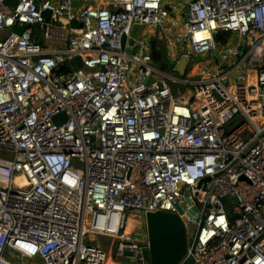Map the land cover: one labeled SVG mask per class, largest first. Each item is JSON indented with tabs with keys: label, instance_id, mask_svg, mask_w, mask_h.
<instances>
[{
	"label": "built area",
	"instance_id": "1",
	"mask_svg": "<svg viewBox=\"0 0 264 264\" xmlns=\"http://www.w3.org/2000/svg\"><path fill=\"white\" fill-rule=\"evenodd\" d=\"M152 39L218 72L172 76ZM1 152L0 264H150L158 211L184 260L264 264V0H0Z\"/></svg>",
	"mask_w": 264,
	"mask_h": 264
},
{
	"label": "water",
	"instance_id": "2",
	"mask_svg": "<svg viewBox=\"0 0 264 264\" xmlns=\"http://www.w3.org/2000/svg\"><path fill=\"white\" fill-rule=\"evenodd\" d=\"M42 17L49 21L51 17L50 11H44ZM75 24L78 25L77 21L73 20ZM26 29L25 26L18 27L15 32L21 34ZM147 31L146 26L136 24L131 32V39L129 41V46L132 47L137 41H139L143 34ZM126 38L123 39L122 48H126ZM75 66L81 70L84 68V62L81 57H76L73 60ZM185 58H181V63L179 66L185 65ZM188 63V62H187ZM177 66V65H176ZM182 74V73H180ZM64 121L67 120L65 115H61ZM57 119L55 121L57 123ZM58 125H61V123ZM206 179L205 182H208ZM186 200L178 208V212L181 214L183 209L188 203V193L185 194ZM194 211L190 213L192 215ZM146 230L148 235L149 250L145 251L144 256L150 264H193L194 260L189 257L184 260V257L188 252V236L185 224L180 216L176 213L158 211L149 212L146 215Z\"/></svg>",
	"mask_w": 264,
	"mask_h": 264
},
{
	"label": "rangeland",
	"instance_id": "3",
	"mask_svg": "<svg viewBox=\"0 0 264 264\" xmlns=\"http://www.w3.org/2000/svg\"><path fill=\"white\" fill-rule=\"evenodd\" d=\"M170 2V1H169ZM154 34H156V30L153 28L148 27L147 28V32L145 34L147 39H150L154 36ZM173 47H169V49H164V53L163 55L170 53L172 51ZM128 52L130 54H139V51L133 50V49H129ZM145 54H151L152 51H148L145 50L144 51ZM192 57V56H191ZM181 58H185V65L184 66H175V65H170L166 58L160 59L156 62H154L153 64H155L157 66V68H162V65L164 66V70L165 72H167L168 74L175 76V77H179V78H183V79H188L192 76H194V74L199 73L201 70H203V68L205 67H209V69H211V71H213L214 73L218 72V66L216 65V62L214 61L215 59H211L205 63H200L199 65L195 64L194 62H197L196 58L193 56L192 58H188V56H181ZM188 62V63H187ZM197 65V66H196ZM182 73V74H180ZM0 157H4V158H12V155H8L7 152H1L0 153ZM77 169L79 170H83V166L81 163H77L76 165ZM131 226V227H130ZM130 226H127V230L130 234H134V232L136 230H138V228L140 229V225L138 226V222L137 223H132ZM141 227H143V225H141ZM196 228L191 230V234H190V239L193 236V232L195 231ZM101 243H103V245L105 247H108L109 242L107 240H102ZM112 264H120L119 261L117 260H113Z\"/></svg>",
	"mask_w": 264,
	"mask_h": 264
},
{
	"label": "trees",
	"instance_id": "4",
	"mask_svg": "<svg viewBox=\"0 0 264 264\" xmlns=\"http://www.w3.org/2000/svg\"><path fill=\"white\" fill-rule=\"evenodd\" d=\"M6 2L10 6H16L18 0H6ZM230 38H231L230 34L220 33L217 36V41L223 45V44H226L228 41H230ZM153 45H154L153 51L155 52V54L153 55L154 62L165 58V55H163L165 47H161V45H159L158 41L153 42ZM70 69H71V65H64L61 67L60 72L61 73H67Z\"/></svg>",
	"mask_w": 264,
	"mask_h": 264
},
{
	"label": "bare ground",
	"instance_id": "5",
	"mask_svg": "<svg viewBox=\"0 0 264 264\" xmlns=\"http://www.w3.org/2000/svg\"><path fill=\"white\" fill-rule=\"evenodd\" d=\"M66 24H68V26L70 28L74 29L75 32L81 31L79 28L80 26L75 24L72 21H68V22H66ZM165 58L170 65H175V66L177 65L178 66L181 63V59L171 58L170 56H167V55H165ZM206 58H207V56H200V57H197L196 60H197V62H201L203 60H206ZM147 60L150 61L151 63H154L153 56H151ZM108 264H112V261H109Z\"/></svg>",
	"mask_w": 264,
	"mask_h": 264
},
{
	"label": "crops",
	"instance_id": "6",
	"mask_svg": "<svg viewBox=\"0 0 264 264\" xmlns=\"http://www.w3.org/2000/svg\"><path fill=\"white\" fill-rule=\"evenodd\" d=\"M153 42H155L154 39H152V42H151V43H152V46H154V45H153ZM152 48H153V47H152ZM153 49H154V48H153ZM154 54H155V52L153 51V52H152V56H153Z\"/></svg>",
	"mask_w": 264,
	"mask_h": 264
}]
</instances>
